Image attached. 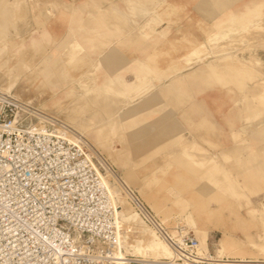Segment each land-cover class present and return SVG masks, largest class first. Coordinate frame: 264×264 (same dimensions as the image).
<instances>
[{
	"label": "rangeland",
	"instance_id": "1",
	"mask_svg": "<svg viewBox=\"0 0 264 264\" xmlns=\"http://www.w3.org/2000/svg\"><path fill=\"white\" fill-rule=\"evenodd\" d=\"M50 21H57L55 32ZM245 24L252 28L240 32ZM0 28V89L12 83L8 93L79 132L110 167L102 177L119 210L118 254L143 263L132 244L150 237L126 187L171 230L181 226L210 249L222 242L245 251L241 256L264 259V204L255 207L264 202V64L255 67L262 75L241 80L242 89L208 67L210 60L219 69L238 67L249 56L264 62V0H0ZM183 32L203 44L200 55L177 40ZM221 32L224 37L208 40ZM170 37L176 41L170 44ZM108 60L116 64L108 67ZM172 64L179 78L165 86ZM93 67L121 81L110 90L93 86ZM193 139L203 156H191ZM220 166L229 178L216 172Z\"/></svg>",
	"mask_w": 264,
	"mask_h": 264
},
{
	"label": "built area",
	"instance_id": "2",
	"mask_svg": "<svg viewBox=\"0 0 264 264\" xmlns=\"http://www.w3.org/2000/svg\"><path fill=\"white\" fill-rule=\"evenodd\" d=\"M109 168L79 132L0 89V264H121ZM124 191L173 264H264L203 248Z\"/></svg>",
	"mask_w": 264,
	"mask_h": 264
},
{
	"label": "bare ground",
	"instance_id": "3",
	"mask_svg": "<svg viewBox=\"0 0 264 264\" xmlns=\"http://www.w3.org/2000/svg\"><path fill=\"white\" fill-rule=\"evenodd\" d=\"M160 2V1H159ZM19 4V3H18ZM161 4V3H160ZM5 6H6V4H5ZM17 7V6H16ZM18 8V7H17ZM16 8V9H17ZM109 8V7H108ZM161 8V7H160ZM110 9V8H109ZM119 11V10H118ZM5 12V11H4ZM139 12V11H138ZM175 12V11H174ZM61 13V12H60ZM63 13V12H62ZM129 13H130V11H129ZM2 14V13H1ZM117 14V16L120 18V19H122V20H126V17L125 16H123V15H120L119 13H116ZM4 15V14H3ZM57 15H59V14H57ZM64 15V14H63ZM8 17H9V15H8ZM59 17V16H58ZM64 17V16H63ZM62 16H61V14H60V18H63ZM3 18V17H2ZM59 18V20H61ZM57 19V18H56ZM64 20H65V18H64ZM117 20H118V18H117ZM132 20V19H131ZM62 21V20H61ZM252 21V20H251ZM1 22H3V20H1ZM64 22V21H63ZM5 23V22H4ZM3 23V24H4ZM50 23H52L51 21H50ZM134 23V22H133ZM149 23V22H148ZM253 24V23H252ZM249 25V24H248ZM248 25H240L239 27L240 28H237L238 30L239 29H242L243 31L242 32H244V30H246L248 27ZM3 26V25H2ZM5 26V25H4ZM146 26V25H145ZM250 26V25H249ZM188 27H190V24H188V26H187V28ZM3 28V27H2ZM143 28V27H142ZM218 28V27H217ZM250 28H252L251 26H250ZM1 29V28H0ZM125 29V28H124ZM4 30V29H3ZM142 30V29H141ZM141 30H139V31H141ZM248 30H250V29H248ZM0 31H2V30H0ZM234 32L236 31V30H233ZM240 31V30H239ZM53 32H55L54 30H53ZM217 32H218V30H217ZM241 32V31H240ZM141 33V32H140ZM219 33V32H218ZM217 33V34H218ZM236 33V32H235ZM237 33H239V32H237ZM251 33V32H250ZM211 35L210 37H209V41H215V40H218V38H221V37H224L225 36V34L226 33H223V32H221L219 35ZM253 34H254V32H253ZM245 36H246V34H245ZM177 40H182V41H186L187 42V44L190 46V50H189V52H191V53H193V54H197V55H200L201 53L200 52H202L203 50H201L202 48V46H203V44L201 43V42H198L197 41V36L196 35H194V34H192V33H188V32H183V33H181L180 34V39H177ZM176 40L174 39V38H172L171 40H170V42L172 43V42H175ZM214 43V42H213ZM201 48V49H200ZM223 48V47H222ZM203 54V53H202ZM49 56H50V54H49ZM250 58H248V59H239L236 63H238L237 64V66L238 67H227V66H223L222 68H224V69H222V68H220L219 69V66L218 65H215V64H211V60L208 62V67H209V70H210V72H212V74H213V76H215L216 78H218V79H220V80H222V79H228L229 78V80H231L232 82H234V83H236V85H238V86H236L237 87V89H242L243 87V85H241V80L243 79V78H245L246 76L247 77H250V78H255L256 77V75H262V73L261 72H256L255 70H258V69H256L255 67H257V68H259L260 66H262L263 64H264V62H261V61H259L258 59H256L255 57H252V56H249ZM47 59H49V58H47ZM221 60H225V59H221ZM235 63V64H236ZM222 64V63H221ZM224 64V63H223ZM229 64V63H228ZM240 64V65H239ZM232 64H230V66H231ZM256 65V66H255ZM245 66V67H244ZM46 67H48V66H46ZM221 67V66H220ZM225 68H229V69H235V68H238L237 69V71H236V74H233L232 72H228L229 71V69H227V70H225ZM51 69V68H50ZM231 69V70H232ZM173 69H171V71H172ZM48 71V70H47ZM174 71V70H173ZM172 71V72H173ZM264 73V72H263ZM161 74V73H160ZM175 74V73H174ZM151 76V75H150ZM258 78V77H257ZM262 83V82H261ZM11 86H12V83H10V84H8V86H5V88H3V90L4 91H6V92H8L9 90H10V88H11ZM165 86H169L168 84L167 85H165ZM3 87V86H2ZM262 88H264V85H263V87ZM180 90V89H179ZM79 92V91H78ZM70 93V92H69ZM92 91L90 90L89 91V95H90V98L91 97H95L94 96V94L92 93ZM72 94V93H71ZM76 95V94H75ZM172 98V97H171ZM79 103V102H78ZM249 118V117H248ZM252 118V117H251ZM250 118V119H251ZM245 119V118H244ZM114 120V119H113ZM243 121H246V120H243ZM112 122V121H111ZM261 125V124H260ZM243 130H244V128H242ZM240 133V132H239ZM243 135V134H242ZM240 136V135H239ZM237 137V136H236ZM201 146H200V144L199 143H197L196 141H191V145H190V147H189V149H190V153H191V156H192V154H195V155H197V157H198V155H200V156H203V152L205 151H202V150H200L201 148H200ZM187 152V151H186ZM194 152V153H193ZM205 153H207L208 154V152H205ZM190 155V154H189ZM209 155H212V154H209ZM193 157V156H192ZM196 157V156H195ZM194 159V158H193ZM201 159V158H200ZM218 174L220 173V175L221 176H225V177H228V174H227V172L225 171V169L223 168V167H221L220 166V168L216 171ZM216 172H212V173H216ZM229 178V177H228ZM230 179H233V178H230ZM235 179V178H234ZM104 180V179H103ZM105 181V180H104ZM233 182H235V187L234 188H236L235 190L236 191H239V184H238V182L237 181H233ZM106 183V182H105ZM108 188V187H107ZM242 189V188H241ZM240 192V191H239ZM110 196V195H109ZM111 199V198H110ZM119 199V198H118ZM114 204V203H113ZM117 208H118V206H116L115 204H114V210H115V215L117 216L118 215V213H119V210H117ZM190 212V211H189ZM262 215V214H261ZM186 216H188V218H189V223H193V218H192V214L191 213H189V214H186ZM115 221H116V219H115ZM142 222V221H141ZM144 224V223H143ZM145 225V224H144ZM147 226V225H146ZM148 227V226H147ZM149 228V227H148ZM150 229V228H149ZM143 230L145 231V228L143 227ZM149 238H148V240L147 241H145L144 242V244H141L140 243V241L138 240V241H135L134 242V244H132V247H133V253H135V254H137V255H139L141 258L140 259H138V260H140V261H142L143 263H140V264H154V263H152V262H156V263H159V264H161V263H165V264H173L172 263V261H171V258H172V252H171V249H170V247L162 240V239H160L153 231H152V229H150V231H149ZM201 242L205 245L206 243H205V241H204V239H201ZM117 243H118V246L119 245H122L121 244V242L117 239ZM252 247H255V248H260L259 247V245L256 243V242H252ZM203 248H207V247H204L203 245H201ZM262 248H264V245H262L261 246ZM132 250V249H131ZM250 250V249H249ZM217 252H225V253H229L230 255L232 254V255H234V254H240V255H242V254H244L245 253V251H243V250H240V249H236V248H231V247H228L225 243H220V246L218 247V249L216 250ZM119 252H117V254H118ZM225 255V254H224ZM118 256H119V258L121 259V264H126L125 263V261L126 262H128V264H134L135 262H132L133 260H136L135 258L133 259V258H129V259H125L126 258V256L125 255H120V254H118ZM234 256H236V255H234ZM149 258H151L152 259V261H150L149 262ZM239 258H241V259H247V258H249V260H251V261H256V260H259V259H257V258H250V257H239ZM130 260V261H129ZM137 261V260H136ZM262 261H264V259L262 260Z\"/></svg>",
	"mask_w": 264,
	"mask_h": 264
},
{
	"label": "crops",
	"instance_id": "4",
	"mask_svg": "<svg viewBox=\"0 0 264 264\" xmlns=\"http://www.w3.org/2000/svg\"><path fill=\"white\" fill-rule=\"evenodd\" d=\"M233 5V4H232ZM64 16V17H63ZM62 17V21H65V22H67L68 20H69V17H70V15L69 16H67V14H65V15H63ZM64 18H65V20H64ZM54 24H57V21L56 22H52V23H50L49 24V26H50V29H51V31L53 32V28H55V25ZM94 33H96V31L94 30L93 31ZM120 34H121V32H119ZM125 33H127V31H125ZM157 34V36H159V35H162L163 34V32H161V33H159V32H157L156 33ZM146 36V35H145ZM125 37H131V38H136V39H143L144 37H142V36H139L138 34H132V35H126L125 34ZM146 37H149V38H152V39H154V36H150V35H147ZM145 37V38H146ZM173 37H170V38H168L169 39V41L172 39ZM72 41H74L72 44H73V47H79V49L81 50V46L78 44V42L74 39V40H72ZM68 42L69 43H71V40H68ZM170 44H171V42H170ZM82 55V54H81ZM119 55V56H118ZM122 56V54H119V53H117V54H114V56L113 57H115V58H119V57H121ZM54 59H53V57H51L50 59H49V63H50V65L51 66H53V67H56V66H54L55 64H53L54 62H52ZM111 63H112V66L114 65V64H116V62H115V60H108L107 61V63H106V65H108V67L111 65ZM95 64L96 63H94L93 64V66L95 67ZM49 65V64H48ZM90 66L92 65L91 63L89 64ZM103 65V68H106V65L105 64H102ZM94 67H93V72H92V79H93V86H99L100 88H106L107 86H109L110 88H109V90L112 88L111 86H115V81H117V80H120L121 81V79L120 78H116V79H113L112 77H111V75H110V73H104V72H106V71H99V73H96V70H94ZM71 68H73V67H71ZM64 69V71L63 72H65V71H67V73L66 74H68L69 75V73H68V68H63ZM171 69H173L172 71H171ZM177 67L174 65V64H172L170 67H169V69H168V71L167 72H165L164 73V78H168L169 80H168V82H166V83H164V84H168L169 86L170 85H172L173 83H175V81L179 78V77H177L178 75H177ZM84 70H87V68L86 69H84ZM175 73V74H174ZM66 74H64V75H66ZM71 74V73H70ZM97 74V75H96ZM99 74V75H98ZM69 77H71V78H74V79H72V80H77L78 78L74 75H70ZM158 79H163V77H158ZM226 80H228V79H226ZM137 81V80H136ZM137 83V82H136ZM122 84V83H121ZM99 87H97V88H99ZM240 128L242 129V128H244V130H245V126L244 125H241L240 126ZM194 141H196V139H193ZM197 143H199L198 141H196ZM264 143V141H262V144ZM258 148L257 147H255V152H256V154L258 155ZM257 161H258V159H257ZM257 161H255V163L257 162ZM254 163V164H255ZM254 202H256L257 203V201L255 200ZM260 204V205H259ZM259 206H255L256 208H260L261 206H262V204H264V202H262V201H260L259 202ZM201 244V243H200ZM202 245V244H201ZM204 247H207L206 245L204 246ZM208 248V247H207ZM233 257H244V256H241V255H236V256H233Z\"/></svg>",
	"mask_w": 264,
	"mask_h": 264
}]
</instances>
